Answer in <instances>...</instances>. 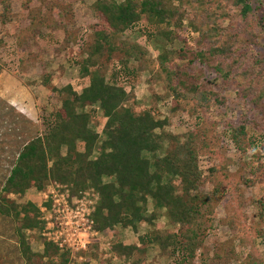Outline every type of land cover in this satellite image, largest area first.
Wrapping results in <instances>:
<instances>
[{
	"label": "trees",
	"instance_id": "16d2710c",
	"mask_svg": "<svg viewBox=\"0 0 264 264\" xmlns=\"http://www.w3.org/2000/svg\"><path fill=\"white\" fill-rule=\"evenodd\" d=\"M254 1H94L91 6L97 20L91 27L94 44L80 70L81 76L89 78L90 83L81 92L72 84L62 89L53 87L64 95L61 106L51 113L45 133L30 138L19 149L1 190L0 215L13 222L16 251L22 264H41L37 262L39 258H49L43 264H70L71 253L61 251L46 238L42 253L33 250L27 232L44 230L41 209L34 201L18 203L8 196L24 195L33 187L43 190L50 181L66 185L72 195L95 189L100 199L93 217L95 228L100 232L113 231L118 225L137 229L144 221L153 224L159 211L164 210L168 221L180 226L178 230L166 235L146 233L141 243L171 250L174 256H180L179 264H193L204 243L207 222L214 213L220 192L218 189L212 194L199 192L203 172L195 134L191 133L186 142L166 149L165 141L173 136L158 133L157 129H163L168 119H161L153 109L136 113L129 104L130 91L122 84L107 80L98 58L119 53L120 66L130 69L131 60L144 59L148 49L124 38L128 30L148 16L150 26L165 27L162 33L171 40L172 36H180L189 19V30L200 37L196 50L179 53L182 59L189 58L188 63L177 64L171 51L158 56L157 76L173 95L174 109L184 108L183 100H194L196 111L210 106L216 91L208 86L202 72L193 69V64L195 67L212 64L216 78L227 82L236 80L242 86L245 99L255 94L252 101L263 106L264 114V55L256 50L264 34V4L255 5ZM0 5L4 7L0 15L5 17L4 22L11 21L12 0H0ZM52 7L57 13L62 9L65 15L71 4L65 1L60 4L58 0ZM190 7H194V13ZM36 16L33 21L48 23V19ZM250 18L259 32L250 31L243 37L237 23L248 24ZM227 20L231 21L225 25ZM4 45L5 41L0 39V49ZM2 69L0 65V72ZM97 107L106 118L102 135L91 126ZM231 136L240 150L245 151L246 122L232 127ZM96 150L98 156L94 157ZM150 205L153 211L147 215ZM113 250L131 256L135 250L146 249L116 243ZM249 260L253 262L243 264H264V260L257 262L253 257ZM80 264H90V261Z\"/></svg>",
	"mask_w": 264,
	"mask_h": 264
},
{
	"label": "rangeland",
	"instance_id": "374dc122",
	"mask_svg": "<svg viewBox=\"0 0 264 264\" xmlns=\"http://www.w3.org/2000/svg\"><path fill=\"white\" fill-rule=\"evenodd\" d=\"M57 1L12 0L9 14L12 20L5 23V17L0 16V39L5 41L0 49V65L3 67L0 72V191L19 149L30 138L45 133L51 113L61 106L64 95L54 91L53 87L62 89L72 84L81 92L90 83L89 78L81 76L80 70L94 44L91 27L97 20L91 6L95 0H59L60 4H64V1L71 4L65 15L62 9L61 13L53 9ZM254 2L255 5L264 4V0ZM193 8L190 7V10L194 13ZM3 12L4 7L0 5V15ZM35 15L48 19V23L33 21ZM230 21L227 20L225 25ZM237 26L243 37H247L250 31L259 32L253 18L249 19L248 24L238 21ZM185 27L180 36L166 39L162 33L165 27H151L149 17L145 16L124 36L148 49L144 59H132L130 69L120 68L119 53L111 57H100L98 62L108 81L122 84L130 91L129 104L136 113L153 109L161 119H168L163 129H157L158 133L166 132L173 136L165 141L166 149L186 142L192 136L191 133L195 134V142L200 151L199 164L203 172L199 192L212 194L217 189L220 192L214 213L207 222L204 243L193 264L252 263L250 257L257 262L263 261V106L254 105L252 99L255 94L245 99L241 92L243 88L236 80L227 82L220 77L216 78L212 64L197 67L193 64V69L202 72L208 86L216 91V98H213L210 106L199 107L198 111L194 100H183L184 108L179 111L174 109L173 95H170L166 84L157 76L158 56L164 51H171L177 64L184 66L188 63L189 58L182 59L179 53L188 49L196 50L200 35L189 30V19L185 21ZM263 37L264 34L256 45L261 55H264ZM128 70L133 71L128 73ZM96 110L91 126L102 135L106 118L98 107ZM242 121L247 125L245 151L240 150L231 136L232 127ZM97 156L98 150L94 153V157ZM52 182L55 181H50L43 190L33 187L24 195L8 196L18 203L34 201L40 207L44 203V192ZM175 182L179 185L178 179ZM87 190L93 191L92 188ZM152 211L150 205L147 215ZM179 227L178 224H171L165 211L161 210L153 224L144 221L137 229L118 225L113 231L101 232L91 239L88 250L82 256L90 264H179L180 256H174L171 250H162L154 245L144 246L140 241L146 233L166 235L177 231ZM27 233L33 250L42 253L45 238L43 231ZM116 243L137 245L146 250H135L131 256L120 255L113 250ZM16 248L13 222L0 215V264H22ZM48 261L49 258L37 259L41 264ZM84 261L74 258L70 264Z\"/></svg>",
	"mask_w": 264,
	"mask_h": 264
},
{
	"label": "built area",
	"instance_id": "2783aa9c",
	"mask_svg": "<svg viewBox=\"0 0 264 264\" xmlns=\"http://www.w3.org/2000/svg\"><path fill=\"white\" fill-rule=\"evenodd\" d=\"M46 190L40 205L45 221L43 236L61 251L68 250L71 259L86 261L82 254L88 250L91 239L101 233L95 228L93 217L99 194L92 188L93 191L72 195L71 189L59 182H52Z\"/></svg>",
	"mask_w": 264,
	"mask_h": 264
},
{
	"label": "crops",
	"instance_id": "0c3cea01",
	"mask_svg": "<svg viewBox=\"0 0 264 264\" xmlns=\"http://www.w3.org/2000/svg\"><path fill=\"white\" fill-rule=\"evenodd\" d=\"M15 105H16V103H14ZM17 109H19V108H17ZM19 110H22L21 108L19 109ZM2 157V156H1ZM1 190H2V188H1ZM0 193H1V191H0Z\"/></svg>",
	"mask_w": 264,
	"mask_h": 264
}]
</instances>
